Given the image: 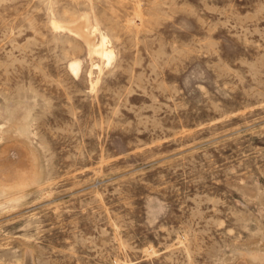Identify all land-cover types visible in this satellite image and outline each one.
<instances>
[{"label": "rangeland", "instance_id": "rangeland-1", "mask_svg": "<svg viewBox=\"0 0 264 264\" xmlns=\"http://www.w3.org/2000/svg\"><path fill=\"white\" fill-rule=\"evenodd\" d=\"M0 177V264H264V0H0Z\"/></svg>", "mask_w": 264, "mask_h": 264}, {"label": "bare ground", "instance_id": "bare-ground-1", "mask_svg": "<svg viewBox=\"0 0 264 264\" xmlns=\"http://www.w3.org/2000/svg\"><path fill=\"white\" fill-rule=\"evenodd\" d=\"M90 25L91 24L89 23L88 17L84 16V17L80 18L79 20H77L76 22H73L70 24L54 23L53 27L65 29L66 31L71 32V34L73 33V35L76 34L77 35L76 37L80 36L82 38V40L85 41V43H86L85 45L87 46L88 54L90 56H91V54H94L98 57L100 56V58L102 60H105L107 63H109V61L111 60V57H112V51L109 50V48L107 46L108 42H107L106 38H104L102 36L100 37V39L98 41H96L94 35H92V33L89 30ZM92 28H91V30H92ZM81 64L82 63L80 60L71 61L68 63V69L74 75H78L80 72V69H81ZM1 174H2V172H1ZM1 179H2V177H0V185L6 184V182L4 180H1ZM24 184L25 183L23 181H20L18 183V185H24ZM27 264H29V263H27Z\"/></svg>", "mask_w": 264, "mask_h": 264}]
</instances>
